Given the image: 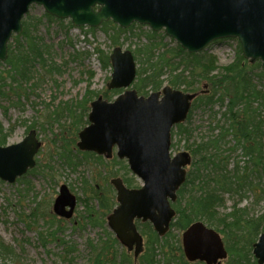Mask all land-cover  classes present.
Instances as JSON below:
<instances>
[{
    "label": "trees",
    "instance_id": "trees-1",
    "mask_svg": "<svg viewBox=\"0 0 264 264\" xmlns=\"http://www.w3.org/2000/svg\"><path fill=\"white\" fill-rule=\"evenodd\" d=\"M44 20L48 23V33L53 22H58L67 36L74 28L70 21L64 25L66 21L57 20L46 13L43 17L31 16L28 13L22 22V34L13 36L9 43L6 62H0V98H8L12 94L21 102L23 97L28 98L29 89L26 85L32 81L34 75L39 72H60L62 66L52 61L53 44L40 35L41 27L46 25ZM136 27L143 29L136 24L129 29H122L112 22L104 23L100 29L105 32L111 45L117 47L122 46L121 37L133 32ZM96 31L97 29H89L86 33L95 34ZM143 35L147 42L132 51L136 62L141 65L134 83L138 94L148 96L161 91L167 84L174 89L195 95L188 123L198 107L224 105L223 124L218 126L220 135L215 140L190 149L191 167L187 172L186 182L178 192V200L173 204L176 217L169 233L160 238L151 224L137 223L145 246L136 257L108 229V217L117 205L109 178L121 177L129 188H139L138 180L131 174L125 161H120L117 157L106 160L93 153L81 152L77 147L79 131L88 125V114L91 110L89 104L93 98L102 97L112 101L122 91H110L107 87L103 92L89 90L80 103L60 106L49 116V122L52 120L61 126L62 118L68 115L72 123L61 126L56 139L64 141L66 146L61 153L58 149L55 153L52 152L53 159L58 156V160L70 168L83 163L93 164L95 169H99L98 176L105 182V187L94 186L98 181L96 178H83L79 189L84 198L77 196L78 204L84 205L81 212L82 222L56 217L53 213L54 217L52 216L48 223L51 229L55 230L46 234L39 232L40 243L47 246L48 241H55L60 246H65L68 255L72 254L76 251L75 246L65 241L64 237L58 236L64 234L67 225L74 220V230L88 226L100 230L96 240L89 239L86 243L89 251L88 264H133V261L136 264H186L183 261L185 256L180 238L173 230L185 234L194 225L204 224L222 237L228 252V264H258L253 249L264 232V216H251L250 208L240 205L247 192L252 193L256 203L264 202V71L261 64H250L243 57L239 46L236 60L232 64L218 67L215 58L205 52L190 54L180 45L170 47V44L164 42L165 34L149 30ZM137 37L141 39L142 36ZM93 55L98 57L103 69L112 71L109 54L96 47ZM255 70L259 72L256 73ZM7 111L5 108L6 115ZM175 128L180 135L187 132L183 124ZM33 129L34 125L28 127L27 132ZM174 129L172 139L175 136ZM14 130V126L6 130L0 121V145H7ZM228 137L234 142L232 150L239 149L241 158L245 159L244 166L241 165V160L236 161L231 170L229 157L219 151L220 144ZM211 150L215 152L209 153ZM188 157L191 158L189 155ZM39 173L45 181H57L55 169L39 160L36 168L18 180L17 192L21 198L28 197L34 191V185L28 178ZM228 196H239V199L230 212L222 213L221 208L226 205ZM36 199L35 196L34 201ZM94 203H97L98 207H95ZM41 207L42 203H39L32 211L34 223L37 218L49 217L48 213L40 210ZM25 225L31 229L32 222L25 221ZM0 257L14 261L15 264H25L15 248L7 244L1 236Z\"/></svg>",
    "mask_w": 264,
    "mask_h": 264
},
{
    "label": "water",
    "instance_id": "water-1",
    "mask_svg": "<svg viewBox=\"0 0 264 264\" xmlns=\"http://www.w3.org/2000/svg\"><path fill=\"white\" fill-rule=\"evenodd\" d=\"M47 14L71 20L77 27L98 28L112 21L127 29L137 23L154 32L164 30L190 54L201 53L218 40L237 39L242 54L264 70V0H0V62L8 58V45L21 35L22 21L31 6ZM110 90H125L115 100L102 97L91 103L89 125L79 133V150L127 160L143 185L130 189L122 179H113L118 206L108 217L111 231L122 245L138 257L143 238L136 221L150 222L160 237L166 235L176 215L171 203L186 181L187 154L172 157V129L186 121L195 95L166 86L162 92L139 96L133 89L137 63L129 50L116 47L111 56ZM42 142L35 130L19 143L0 146V179L14 184L37 165ZM77 198L64 186L55 201L54 213L71 219ZM186 258L221 264L228 256L222 237L204 224L183 235ZM253 255L264 264V232Z\"/></svg>",
    "mask_w": 264,
    "mask_h": 264
},
{
    "label": "rangeland",
    "instance_id": "rangeland-1",
    "mask_svg": "<svg viewBox=\"0 0 264 264\" xmlns=\"http://www.w3.org/2000/svg\"><path fill=\"white\" fill-rule=\"evenodd\" d=\"M29 14L35 17H43L45 10L43 7L35 5L31 7ZM44 23L46 25L41 27L40 35L48 43L53 44L52 61L58 66H62V74H44V72H39L38 75H34L32 81L26 85L29 89L28 98L23 97L21 102H18L16 95L12 96V94L8 98H0V121L6 130L10 129L12 125L15 126V130L8 139L7 145L21 142L28 135V127L35 126V130L38 132L39 138L43 143V148L36 159L46 164L48 163L55 168L57 181H45L41 173L36 174V176L31 175L28 179L34 185V191L28 197L21 198L17 192L18 184L12 185L0 180V236L7 244L15 248L25 264H88L89 251L86 243L89 239L96 240L99 237L100 230L90 226L86 228L78 227L74 230V220L82 222L81 212L84 210V205L82 204H77L74 216L72 217L74 220L67 225L65 233L58 236L60 238L64 237L65 241L74 245L76 251L68 255L66 253L67 249L59 246L55 241H48L47 246H43L39 241V232L43 231L46 234L55 230L51 229L48 221H51L50 218L52 216L54 217L53 203L59 196L62 187L66 186L72 194L81 198H84V195L79 187L82 184L83 178L89 180L96 178L98 181L94 183V186L100 185L101 188L105 187L103 179H99V169H95L93 164L83 163L78 167L70 168L67 165H62L63 163L54 164L52 162L53 157L51 153L57 149L61 153L62 150H65L66 146V143L59 141L60 139L58 138L56 139V136L60 134L61 126H64V124L69 125L72 123V120L66 115L62 118L60 126L52 120L49 122V116L60 106L64 107L67 104L80 103L89 90L95 92H103L105 90L111 81L112 71L110 69H103L98 57L93 55L94 48L100 47L110 56L116 47L111 45L105 32L100 28L97 29L95 34H87L88 28L84 30L72 28L69 36H67L64 30H61L58 22L52 23L49 33L47 31V20H44ZM67 23L64 25H67ZM148 29V27H144L140 30L136 27L133 32L121 37L120 43L122 46L117 47L130 51L136 50L147 42L143 34L149 32ZM159 33L164 34V31ZM137 35H141V39ZM164 42L170 44V47H175L177 44L167 36ZM238 49V41L229 40L214 44L204 52L208 56L215 58L216 66L224 67L236 60ZM137 66L139 68L141 65L137 63ZM255 72L258 73L259 71L255 70ZM90 74L93 77L90 78ZM95 99L93 98L91 103ZM5 108L8 109L7 115ZM224 112L225 107L221 104L214 106L202 105L195 109L190 123H188V120L183 123L187 128L186 133L180 135L177 128L174 129L175 136L172 139L171 152L174 156L187 152L191 157L190 163L187 166V172L192 163L190 149L192 147L196 148L199 144H204L210 140H215L220 135V127L218 126H222L223 124L222 114ZM262 116L264 117V111L262 112ZM54 141H56V144H54ZM233 146L234 142L231 140V137H228L220 144L219 150L221 153L223 152L222 154L229 157L230 170L236 161L241 160L242 166H244L245 161V159L241 158V151L239 149L232 150ZM214 152L211 150L209 153ZM112 178L115 177H110L109 181ZM35 196L37 197L36 201H34ZM238 199L239 196H228L226 205L221 208V212H230ZM19 200L21 201L20 203H18ZM39 203H42L40 210L46 212V214L48 213L49 217L37 218L36 223H34V218L31 217V214ZM94 206L98 207V204L94 203ZM240 206L249 207L251 216H264V202L256 203L255 198L250 192H247ZM25 221L32 222L31 229L27 228ZM108 229L112 232L110 228ZM173 233L179 236L184 253L182 243L183 233L178 230H173ZM134 251L131 252L132 255ZM183 261L186 264H205L200 263V261L191 262L186 256ZM228 262L229 259L227 258L221 261V264H228ZM0 264H15V262L8 259L4 260L0 257ZM133 264L136 263L133 261Z\"/></svg>",
    "mask_w": 264,
    "mask_h": 264
},
{
    "label": "bare ground",
    "instance_id": "bare-ground-1",
    "mask_svg": "<svg viewBox=\"0 0 264 264\" xmlns=\"http://www.w3.org/2000/svg\"><path fill=\"white\" fill-rule=\"evenodd\" d=\"M55 73H58V74H62V70H60V72H58V71H56ZM54 112V111H53ZM13 126V125H12ZM11 126V127H12ZM15 127V126H14ZM13 145V144H12ZM0 146H2V147H7V146H9V145H0ZM79 149V148H78ZM58 156H55V158H56V160H54L53 159V161L52 162H54V164H56V163H60V164H62L59 160H58V158H57ZM63 165V164H62ZM52 166V165H51ZM53 167V166H52ZM54 168V167H53ZM55 169V168H54ZM56 171V170H55ZM20 178H18L17 179V181L14 183V184H18V180H19ZM1 180V179H0ZM3 181V180H2ZM13 185V184H12ZM17 188H19V185H18V187ZM72 190V189H71ZM56 201V200H55ZM55 201H54V203H53V211H54V205H55ZM21 201L19 200L18 201V203H20ZM55 214V216L56 217H60L59 215H57L56 213H54ZM46 218H48V216L46 217ZM59 245V244H58ZM60 246V245H59ZM62 247H65V246H63V245H61Z\"/></svg>",
    "mask_w": 264,
    "mask_h": 264
},
{
    "label": "flooded vegetation",
    "instance_id": "flooded-vegetation-1",
    "mask_svg": "<svg viewBox=\"0 0 264 264\" xmlns=\"http://www.w3.org/2000/svg\"><path fill=\"white\" fill-rule=\"evenodd\" d=\"M121 161V160H120ZM123 182H124V180H122ZM125 183V182H124ZM133 189V188H132ZM115 193H116V197H117V192H116V190H115Z\"/></svg>",
    "mask_w": 264,
    "mask_h": 264
}]
</instances>
